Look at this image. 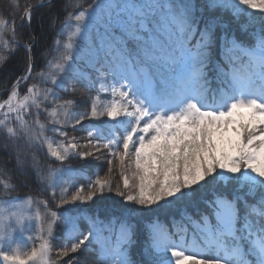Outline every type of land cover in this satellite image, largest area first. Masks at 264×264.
Instances as JSON below:
<instances>
[{"label":"snow or ice","instance_id":"6c2138e0","mask_svg":"<svg viewBox=\"0 0 264 264\" xmlns=\"http://www.w3.org/2000/svg\"><path fill=\"white\" fill-rule=\"evenodd\" d=\"M16 8L18 27L15 15L0 18V67L5 53L27 54L0 100V264H76L81 252L135 264L145 217L150 264H264V0H65L38 71L32 5ZM80 87L87 107L77 112ZM104 117L84 143L69 135ZM103 150L107 174L76 185L84 172L65 162ZM33 178L51 206L13 195ZM105 191L123 201L104 215L81 207Z\"/></svg>","mask_w":264,"mask_h":264},{"label":"trees","instance_id":"16d2710c","mask_svg":"<svg viewBox=\"0 0 264 264\" xmlns=\"http://www.w3.org/2000/svg\"><path fill=\"white\" fill-rule=\"evenodd\" d=\"M93 0H81V4L83 7H87L88 4H91ZM40 3V0H0V18L7 19L11 21L13 16H16L15 24L18 25L20 22L19 16L20 11L16 8V5H19V9H23L25 5L35 6ZM65 0H54L53 7H40L36 8L32 11V31L35 33L37 37L36 46L33 48V55L35 59V63L37 65L36 71H38L41 67H43L44 57L41 55L42 52L49 49L53 41L56 39V31L59 28V22L56 25V28L50 26L52 14L57 13L59 15V20H63L64 18V10L63 5ZM79 10V9H77ZM257 14V13H254ZM227 17V14H226ZM244 18L242 17L241 20ZM232 27H236L232 25ZM17 39L20 42H28L29 37V29L25 27L22 30L18 31ZM10 56L7 62L0 67V100H3L7 97L8 91L11 89L13 82L16 78L23 74L24 69L27 67L26 64V52L22 48H18L15 53H5ZM215 86V85H213ZM25 90L24 86L21 88L23 92ZM61 95H64L61 93ZM87 96L88 93L84 87H80L78 91L74 94L72 98L75 99L77 103V107L75 111L82 112L87 107ZM43 120L44 117L42 116ZM107 120V117L102 118V120H84L82 122V126L78 125L77 128L81 129L79 131L73 132L71 128L68 129L69 135H75L81 143H84V137L86 136V130L91 125H101L104 121ZM109 123H112L109 121ZM49 135H52L49 133ZM96 155L100 156V159H94L93 157H88L86 160L81 159H72L70 161H66L64 164L65 168L72 169H82L84 172L83 176L76 177L74 179V183L76 185H87L88 180L85 179L86 176H91L95 179L94 173L98 170L101 173V177L107 174V150H103L102 153H96ZM7 159L6 156L2 152H0V165L4 163V160ZM42 163L46 162L45 158L41 156ZM53 167H59L57 163H53ZM11 167V164H9ZM113 183L120 182L119 169L116 164H114V172H113ZM64 179L68 180L70 177L65 175ZM24 183L28 184V187H21L18 193H13V195H18L19 197L25 196H39L42 199H48L49 204L51 206V195L50 193H40L39 185L34 182V178L31 181H24ZM71 190V189H70ZM97 201H101V203L97 204L94 202H89L86 205H81L84 208H90L92 211H95L98 207L101 209V215H104L105 209H110L114 207L113 202H122L123 198L115 195L114 192L109 193L105 191L104 195L101 197L99 194L96 197ZM68 207V206H65ZM57 211H63V209H57ZM153 217H145L142 221L137 225V242L133 245L131 249V258L135 262V264H150V257L145 253V247L147 244V236L144 231V224L152 219ZM178 218V217H177ZM161 222L169 223V220L166 216H160ZM62 233V225H58L57 227V236L59 237ZM53 248L58 251L60 246L63 243L61 238L55 239L53 241ZM59 246V247H58ZM73 256L79 257V261L76 264H93L95 260V253L92 252H81L72 254ZM69 259V257L65 258V260Z\"/></svg>","mask_w":264,"mask_h":264},{"label":"rangeland","instance_id":"374dc122","mask_svg":"<svg viewBox=\"0 0 264 264\" xmlns=\"http://www.w3.org/2000/svg\"><path fill=\"white\" fill-rule=\"evenodd\" d=\"M258 14H259V13H257V15H258ZM21 242H22V241H21ZM55 252H56V250L54 249L53 257H52L54 260L56 259ZM65 258H67V257H65ZM65 258H63L62 260H60V261H59V264H64V259H65Z\"/></svg>","mask_w":264,"mask_h":264}]
</instances>
